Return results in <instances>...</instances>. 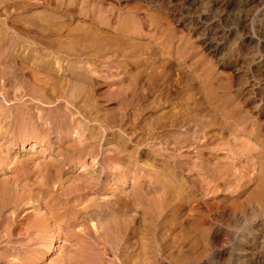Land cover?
<instances>
[{
    "label": "rangeland",
    "instance_id": "obj_1",
    "mask_svg": "<svg viewBox=\"0 0 264 264\" xmlns=\"http://www.w3.org/2000/svg\"><path fill=\"white\" fill-rule=\"evenodd\" d=\"M0 49V264H264V0H0Z\"/></svg>",
    "mask_w": 264,
    "mask_h": 264
},
{
    "label": "bare ground",
    "instance_id": "obj_2",
    "mask_svg": "<svg viewBox=\"0 0 264 264\" xmlns=\"http://www.w3.org/2000/svg\"><path fill=\"white\" fill-rule=\"evenodd\" d=\"M5 23H6V22H5ZM32 23H33V22H32ZM32 23H29V25H33ZM33 26H35V24H34ZM38 26L40 27V25L37 24V27H38ZM55 30H56V29H55ZM55 30H54V31H55ZM52 32H53V31H52ZM55 32H56V31H55ZM73 35H75V34H73ZM77 35H79V34H77ZM83 35H84V34H83ZM83 35H82V36H83ZM53 36H54V35H53ZM80 36H81V35H80ZM85 36H87V35H85ZM85 36H84V37H85ZM15 37H16V36H15ZM76 37H77V36H75V38H76ZM2 38H3V37H2ZM4 38H5V37H4ZM4 38H3V39H4ZM78 38H79V37H78ZM81 39H82V37H81ZM85 39H88V38H85ZM58 40H59V39H58ZM63 40H64V39H63ZM82 40H83V39H82ZM1 41H2V40H1ZM52 41H53V40H52ZM56 41H57V40H56ZM64 41H65V40H64ZM83 41H86V40H83ZM4 42H5V41H4ZM33 46H34V45H33ZM60 46H61V45H60ZM28 47H29V46H28ZM35 47H36V46H35ZM120 47H121V46H120ZM0 50H1V49H0ZM9 50H10V49H9ZM34 50H35V49H34ZM34 50H33V51H34ZM14 52H15V51H14ZM18 52H19V51H18ZM27 53H28V52H27ZM31 53H32V52H31ZM31 53H30V54H31ZM30 54H29V55H30ZM8 55H9V54H8ZM22 55H23V54H22ZM18 56H19V55H18ZM11 57H12V55H11ZM11 57H10V58H11ZM17 58H18V57H17ZM20 58H21V59H20V60H21L20 62H21V63H24V61H23L24 59H22V57H20ZM27 58H28V57H27ZM2 59H3V58H2ZM15 59H16V58H15ZM18 59H19V58H18ZM49 59H50V58H49ZM9 60H11V59H9ZM13 60H14V59H13ZM16 60H17V59H16ZM16 60H15V61H16ZM26 60H27V59H26ZM26 60H25V61H26ZM31 60H32V59H31ZM31 60H29L30 63L32 62ZM33 60H34V59H33ZM4 61H5V60H4ZM2 62H3V61H2ZM7 62H8V60H7ZM9 62H12V61H9ZM3 63H4V62H3ZM17 63H18V62H17ZM17 63H16V64H17ZM35 63H36V62H35ZM38 63H39V62H38ZM48 63H49V62H48ZM16 64H15V65H16ZM36 64H37V63H36ZM8 65H10V64H8ZM17 65H18V64H17ZM19 65H20V64H19ZM31 65H32V64H31ZM136 65H137V64H136ZM21 66H24V65L21 64ZM32 66H33V65H32ZM76 66H77V65H76ZM24 67H26V63H25V66H24ZM33 67H34V66H33ZM41 67H43V66H41ZM47 67H48V66H47ZM53 67H54V65H53ZM19 68H20V67H19ZM44 68H45V64H44ZM57 68H58V67H57ZM16 69H17V68H16ZM37 69H38V68H36V69H35L36 71H34V72H38ZM8 70H9V69H8ZM18 70H20V69H18ZM23 70L25 71L24 68H23ZM28 70H29V68H28ZM39 70H40V69H39ZM14 71H15V70H14ZM53 71H54V70H53ZM71 71H72V70H71ZM11 72H12V71H11ZM15 72H16V71H15ZM39 72H41V70H40ZM39 72H38V73H39ZM82 72H83V71H82ZM5 73H6V72H5ZM18 73H19V72H18ZM18 73H17V74H18ZM38 73H36V74L38 75ZM42 73H43V72H42ZM51 73H52V72H51ZM138 73H139V72H138ZM36 74H35V76H36ZM1 75H2V74H1ZM1 75H0V77H1ZM12 75H13V72H12ZM42 75H43V74H42ZM54 75H55V73H54ZM56 75L59 76V74H56ZM78 75H79V74H78ZM144 75H145V74H144ZM76 76H77V75H76ZM140 76H141V75H140ZM3 77H4V74H3ZM17 77H18V76H17ZM56 77H57V76H56ZM56 77H55V78H56ZM1 78H2V77H1ZM9 78H10V77H9ZM25 78H26V77H25ZM25 78H24V79H25ZM36 78H39V77L37 76ZM44 78H45V77H44ZM59 78H60V77H57L56 80H58ZM73 78H74V77H73ZM148 78H149V77H148ZM32 79H33V78H32ZM34 79H35V78H34ZM41 79H42V78H41ZM50 79H52V78H50ZM62 79H63V78H62ZM71 79H72V78H71ZM74 79H75V78H74ZM74 79H73V81H75V80L77 81V79H75V80H74ZM129 79H130V78H129ZM12 80H14V79H12ZM60 80H61V79H60ZM4 81H5V80H4ZM4 81H3V82H4ZM25 81H27V80H25ZM25 81H24V82H25ZM45 81H46V80H45ZM8 82H9V81H8ZM27 82H28V81H27ZM36 82H37V81H36ZM38 82H39V81H38ZM52 82H53V81H52ZM56 82H57V81H56ZM61 82H62V81H61ZM67 82H68V81H67ZM111 82H112V81H111ZM116 82H117V81H116ZM28 83H30V82H28ZM28 83H26V86H27ZM31 83H32V81H31ZM31 83H30V84H31ZM41 83H42V81H41ZM41 83L39 84V88H44V89H45V88H46L45 86H47V83H46L45 86H44V84L41 85ZM54 83H55V81H54ZM69 83H70L69 87L71 86V83L74 84V82H71V81H69ZM75 83H76V82H75ZM78 83L80 84V83H82V82H78ZM114 83H115V82H114ZM121 83H122V82H121ZM123 83H124V82H123ZM30 84H28V85H30ZM32 84H33V83H32ZM32 84H31V85H32ZM85 84H86V82H85ZM7 85H8V84H7ZM18 85H19V84H18ZM33 85H34V84H33ZM33 85H32V86H33ZM49 85H52V84H49ZM53 85H55V84H53ZM74 85H75V84H74ZM74 85H73V86H74ZM76 85H77V84H76ZM83 85H84V84H83ZM83 85H81V86H83ZM136 85H137V83L135 84V86H136ZM9 86H11V85H9ZM19 86H20V85H19ZM24 86H25V84H24ZM56 86H57V85H56ZM65 86H66V85H65ZM65 86H64V87H65ZM73 86H72V87H73ZM77 86H78V85H77ZM132 86H133V85H132ZM27 87H28V86H27ZM37 87H38V86H37ZM47 87H48V86H47ZM127 87H128V86H127ZM25 88H26V87H25ZM30 88H31V87H30ZM77 88H78V87H77ZM77 88L75 87V89H77ZM82 88H85V86L82 87ZM18 89H21V88L18 87ZM23 89H24V88H23ZM36 89H38V88H36ZM36 89H35V91H36ZM44 89H43V90H44ZM49 89H51L50 86H49ZM57 89H58V88H57ZM73 89H74V87H73ZM75 89H74V91H75ZM127 89H128V88H127ZM132 89H133V88H132ZM8 90H9V89H8ZM32 90H33V89H32ZM52 90H53V89H52ZM54 90H55V89H54ZM87 90H88V89H87ZM30 91H31V90H30ZM50 91H51V90H49L48 92H50ZM62 91H63V90H61L60 92H62ZM67 91H69V90H67ZM70 91H71V90H70ZM70 91H69V93H70ZM79 91H80V87H79ZM79 91H78V92H79ZM82 91H86V90H82ZM82 91H81V92H82ZM22 92H23V91H22ZM36 92H37V91H36ZM36 92H34V93H36ZM38 92H39V90H38ZM57 92H58V91H57ZM57 92H56V93H57ZM60 92H59V93H60ZM72 92H73V91H72ZM78 92H77V93H78ZM126 92H127V91H126ZM64 93H65V95L68 94V92H67V93L64 92ZM73 93H75V92H73ZM77 93H76V94H77ZM82 93H83V92H82ZM86 93H87V91H86ZM124 93H125V92H124ZM147 93H148V92H147ZM25 94H26V93H25ZM29 94L31 95V93H29ZM32 94H33V93H32ZM39 94H40V93H39ZM50 94H51V93H50ZM50 94H49V95H50ZM60 94H61V93H60ZM70 94H72V93H70ZM84 94H85V92L83 93V96H85ZM132 94H133V93H132ZM33 95H34V94H33ZM37 95H38V93L36 94V96H37ZM53 95H54V94H53ZM58 95H59V94H58ZM68 95H69V94H68ZM68 95H66V96H68ZM72 95H73V94H72ZM79 95H80V94H79ZM164 95H165V94H164ZM34 96H35V95H34ZM38 96H40V95H38ZM41 96H42V100H43V98H44L43 94H41ZM46 96H47V95H46ZM46 96H45V97H46ZM69 96L71 97V95H69ZM73 96L76 97L75 95H73ZM81 96H82V95H81ZM79 98H80V97H79ZM79 98H78V96H77L76 99L78 100ZM123 98H124V97H123ZM49 99H50V98H49ZM57 99H58V98H57ZM83 99H84V98H83ZM44 100H45V99H44ZM72 100H73V99H72ZM74 100H75V99H74ZM74 100H73V101H74ZM117 100H118V99H117ZM15 102H16V101H15ZM71 102H72V101H71ZM74 102H75V101H74ZM53 103H54V102H53ZM72 103H73V102H72ZM69 104H70V103H69ZM76 104H77V103H76ZM76 104H75V105H76ZM47 105H48V104H47ZM52 105H53V104H52ZM62 105H63V104H62ZM77 105H78V104H77ZM28 106H29V105H28ZM59 106H61V105H59ZM73 106H74V105H73ZM119 106H120V105H119ZM32 107H33V105H32ZM54 107H56V106H54ZM87 107H88V106H87ZM22 108H23V107H22ZM70 108H71V107H70ZM41 109H42V108H41ZM41 109H40V110H41ZM30 110H31V108H30ZM54 110H56V109H54ZM35 111H37L36 108H35ZM37 113H38V112H37ZM29 114H30V113H29ZM32 114H33V113H32ZM52 114H53V113H52ZM54 114H55V113H54ZM54 114H53V116H54ZM17 115H18V114H17ZM92 115H93V114H92ZM1 117H2V116H1ZM17 117H18V116H17ZM30 117H31V116H30ZM58 117H59V116H58ZM102 117H103V116H102ZM40 118H41V117H40ZM60 118H61V115H60ZM93 118H94V116H93ZM37 119H38V118H37ZM41 119H42V118H41ZM52 119H53V117H52ZM56 120H57V119H56ZM63 120H64V119H63ZM99 120H100V118H99ZM40 122H41V121H40ZM53 122H54V120H53ZM71 122H72V121H71ZM76 122H77V121H76ZM57 123H58V122H57ZM58 124H60V123H58ZM58 124H57V125H58ZM72 124H73V123H72ZM44 125H45V124H44ZM55 125H56V124H55ZM50 126H51V125H50ZM34 127H35V126H34ZM45 127H46V126H45ZM72 127H73V126H72ZM53 128H54V127H53ZM26 129H27V128H26ZM56 129H57V126H56ZM56 129H55V130H56ZM18 130H19V129H18ZM48 130H49V129H48ZM50 130H51V129H50ZM24 131H25V130H24ZM27 131H28V130H27ZM40 131H42V130H40ZM74 131H75V130H74ZM99 131H100V130H99ZM29 132H30V131H29ZM31 132H32V131H31ZM43 132H44V131H43ZM69 132H70V131H69ZM15 133H16V132H15ZM25 133H26V132H25ZM25 133L23 132L24 135H26ZM34 133H35V131H34ZM53 133H54V132H53ZM21 134H22V133H21ZM39 134H40V133H39ZM41 134H42V133H41ZM18 135H19V134H18ZM32 135H33V134H32ZM20 136H21V135H20ZM66 136H67V135H66ZM18 137H19V136H18ZM18 137H17V138H18ZM24 137H25V136H23V138H24ZM31 137H32V136H31ZM37 137H38V136H37ZM27 138H28V137H27ZM25 139H26V138H25ZM13 141H14V139H13ZM62 141H63V139H62ZM71 141H72V140H71ZM53 142H54V141H53ZM63 142H64V141H63ZM67 142H68V141H67ZM72 142H73V141H72ZM68 143H70V142H68ZM73 143L76 144V142H73ZM95 143H96V142H95ZM106 143H107V142H106ZM106 143H105V144H106ZM49 144L51 145V143H49ZM55 145H56V144H55ZM60 145H61V144H60ZM66 145H68V144H66ZM72 145H73V144H72ZM78 145H79V144H78ZM91 145H92V144H91ZM53 146H54V144H53ZM63 146H64V145H63ZM116 146H117V145H116ZM55 147H57V146H55ZM76 147H77V146H76ZM86 147H87V146H86ZM91 147H93V146H91ZM24 148H25V147H24ZM67 148H68V146H67ZM78 148H79V146H78ZM8 149H9V148H8ZM52 149H53V148H52ZM61 149H62V148H61ZM68 149H69V148H68ZM75 149H76V148H75ZM81 149H82V148H81ZM117 149L119 150V148H117ZM53 150L56 151L55 148H54ZM62 150H63V149H62ZM96 150H97V149H96ZM51 151H52V150H51ZM51 151H50V152H51ZM54 151H53V153H54ZM65 151H67V150L65 149ZM65 151H63V152H65ZM68 151H69V150H68ZM80 151H81V150H80ZM80 151H79V152H80ZM85 151H86V150L84 149V152H85ZM48 152H49V151H48ZM69 152H70V151H69ZM82 152H83V150H82ZM61 153H62V151H61ZM61 153H60V152H59V153H58V152H57V153L55 152V154L58 155V159H59V160L56 162L55 165H53V166H56L57 168H59L60 171H61V170H64V169H65V164L68 163V162H67L66 160H64L63 158H59V156L61 157ZM85 153H86V152H85ZM51 154H52V153H51ZM55 154H53V155H55ZM64 154H65V153H64ZM74 154H75V153H74ZM82 154H83V153H82ZM88 154H89V153H88ZM83 155H84V154H83ZM85 155H86V154H85ZM71 156H72V155H71ZM77 156L80 157V154L78 153ZM88 156H89V155H88ZM62 157H64V156H62ZM66 157H67V156H66ZM106 157H107V156H106ZM64 158H65V157H64ZM72 158H74V157L72 156ZM76 158H77V157H76ZM85 158H86V157H85ZM66 159H67V158H66ZM68 159H69V156H68ZM77 159H78V158H77ZM82 159H83V158H82ZM24 160H25V159H24ZM29 160H30V159H29ZM52 160H53V159H52ZM84 160H85V159H84ZM55 161H56V160H55ZM23 162H24V161H23ZM70 162H71V161H70ZM70 162H69V164H70ZM72 162H73V161H72ZM79 162H80V161H79ZM86 162H87V161H86ZM36 163H37V162H36ZM53 163H55V162H53ZM53 163H52V164H53ZM75 164H76V163H75ZM37 165H38V164H37ZM49 165H50V163H49ZM78 165H79V164H78ZM86 165H87V164H86ZM53 166H52V167H53ZM67 166H68V164H67ZM67 166H66V167H67ZM80 166H81V165H80ZM56 167H55V168H56ZM68 167H69V166H68ZM70 167H71V166H70ZM77 167H79V166H77ZM77 167H76V168H77ZM26 168H27V167H26ZM57 168H56V169H57ZM79 168H80V167H79ZM83 168H84V166H83ZM49 169L51 170V168H49ZM49 169H48V171H49V173H50V170H49ZM53 169H54V168H53ZM53 169H52V170H53ZM73 169H74V168H73ZM73 169H72V170H73ZM84 169H85V168H84ZM68 170H69V169H68ZM68 170H67V172L70 171V170H69V171H68ZM87 170H88V168H87ZM90 170H91V169H90ZM90 170H89V171H90ZM55 171H57V170H55ZM58 171H59V170H58ZM58 171H57V172H58ZM61 172H62V171H61ZM71 172H73V171H71ZM49 173H48V175H49ZM58 173H59V172H58ZM58 173H57V174H58ZM63 173H64V172H63ZM84 173H85V172H84ZM92 173L94 174V172H92ZM41 174H42V173H41ZM51 174H52V173H51ZM53 174H54V173H53ZM53 174H52V175H53ZM60 174H62V173H60ZM16 175H17V174H16ZM64 175H65V174H64ZM76 175H77V174H76ZM53 176H54V175H53ZM56 176H57V175H56ZM135 176H136V175H135ZM50 177H51V176H50ZM67 177H68V176H67ZM82 177H83V176H81V178H82ZM136 177H137V176H136ZM52 178H53V177H52ZM76 178H77V177H76ZM82 179H83V178H82ZM88 179H89V178H88ZM157 179H159V178H157ZM164 179H167V178H163V181H164ZM169 179H170V177H168V180H169ZM41 180H42V178H41ZM51 180H52V179H51ZM51 180H50V181H51ZM61 180H62V179H61ZM137 180H138V177H137ZM140 180H141V179H140ZM154 180H155V179H154ZM168 180H167V181H168ZM53 181H54V180H53ZM80 181H81V179H80ZM155 181H157V180H155ZM170 181L172 182L171 179H170ZM33 182H34V181H33ZM41 182H42V181H41ZM57 182H58V181H57ZM171 182H170V183H171ZM36 183H37V182H36ZM54 183H55V181L53 182V185H54ZM162 183H163V182H162ZM172 183H173V182H172ZM4 184H5V183H4ZM8 184H9V182H7V185H5V186L0 184V215H1L3 212L6 213V211H7L6 208H8V207L10 208V206H14V207L16 208V210H19L20 205H21V201H17V200H18V199L16 198L17 195H14V192L12 191V187H10V185H12V184H10V185H8ZM57 184H58V183H57ZM155 184H156V183H155ZM157 184H159V183L157 182ZM163 184H164V183H163ZM163 184H162V186H163ZM168 184H169V183H168ZM184 184H185V183H184ZM49 185H51V184L49 183ZM53 185H52V186H53ZM58 185H59V184H58ZM58 185H57V187H58ZM135 185H136V184H135ZM92 186H93V185H92ZM138 186H139V185H138ZM177 186H178V185H177ZM50 187H51V186H50ZM82 187H83V186H82ZM85 187H86V186H85ZM93 187H94V186H93ZM171 187H172V184H171ZM75 188H76V187H75ZM166 188H167V187H166ZM172 188H173V187H172ZM178 188H179V187H178ZM178 188H177V189H178ZM44 189H45V188H44ZM66 189H67V188H66ZM81 189H82V188H81ZM85 189H86V188H85ZM141 189H142V188H141ZM170 189H171V188H170ZM16 190H17V187H16ZM23 190H24V189H23ZM30 190H31V189H30ZM69 190H70V189H69ZM151 190H152V189H151ZM166 190H169V189H166ZM175 190H176V189H175ZM70 191H71V190H70ZM177 191H178V193L181 192V191H179V190H177ZM63 192H64V191H63ZM66 192H67V191H66ZM161 192H162V191H161ZM169 192H171V191L169 190ZM175 192H176V191H175ZM56 193H57V192H56ZM165 193H166V192H165ZM123 194H124V193H123ZM135 194H136V192H135ZM137 194H138V193H137ZM166 194H167V193H166ZM169 194H170V193H169ZM173 194H174V192H173ZM176 194H177V193H176ZM176 194H174V195H176ZM82 195H83V194H82ZM161 195H162V194H161ZM161 195H160V196H161ZM174 195H173V196H174ZM179 195H180V194H179ZM22 196H23V195H22ZM42 197H43V196H42ZM134 197H135V196L133 195V198H134ZM138 197H139V196H137V198H138ZM154 197H155V196H154ZM169 197H170V196H169ZM176 197H177V196H176ZM67 198H68V197H67ZM99 198H100V197H99ZM135 198H136V197H135ZM163 198H164V197H163ZM172 198L174 199V197H171L170 199L173 200ZM120 199H121V197H120ZM116 200H117V199H116ZM135 200L137 201V199H135ZM150 200H151V199H150ZM150 200H149V201H150ZM166 200H168V199H166ZM123 201H124V200H123ZM146 201H147V200H146ZM114 202H115V201H114ZM117 202H118V200H117ZM119 202H121V200H120ZM137 202H138V201H137ZM151 202H152V201H151ZM158 202H159V201H158ZM158 202H157V204H158ZM163 202H164V201H163ZM165 202H166V201H165ZM176 202H177V201H176ZM14 203H15V205H14ZM35 203H37V202H35ZM89 203H90V202H89ZM97 203H98V202H97ZM126 203H127V202H126ZM140 203H141V202H140ZM11 204H12V205H11ZM122 204H123V202H122ZM122 204L120 203V205H122ZM127 204H128V203H127ZM155 204H156V203H155ZM166 204H167V202H166ZM173 204H175V203L173 202ZM178 204H179V203H177V205H178ZM152 205H154V204H152ZM177 205H176V207H177ZM59 206H61V205H59ZM59 206H58V208H59ZM63 206H64V205H63ZM123 206H124V205H123ZM125 206H126V205H125ZM125 206H124V208H125ZM127 206H128V205H127ZM155 206H156V205H155ZM158 206H159V205H158ZM168 206H169V205H168ZM153 207H154V206H153ZM156 207H157V206H156ZM156 207H155V208H156ZM159 207H160V206H159ZM172 207H174V205H173ZM124 208H123L122 210H124ZM157 208H158V207H157ZM160 208H161V207H160ZM10 209H11V208H10ZM55 209L57 210V207H56ZM60 209H62V208L60 207ZM60 209H59V210H60ZM133 209L138 210V209H137V203H135V204L133 203L132 205H130L129 207H127V209L125 208V211H124V212H123V211L121 210V208H120L122 214H126L129 210H133ZM158 209H159V208H158ZM168 209H169V207H168ZM172 209H173V208H172ZM5 210H6V211H5ZM39 210H40V209H39ZM59 210L56 211L57 214H58V212L60 213ZM91 210H92V209H91ZM101 210H102V209H101ZM161 210H162V209H161ZM174 210H176V209H174ZM115 211H116V210H115ZM139 211H140V210H139ZM164 211H165V209H164ZM167 211H168V210H167ZM7 212H8V211H7ZM56 212H55V213H56ZM161 213H162V212H159V214H161ZM115 215H116V214H115ZM117 215L121 217V214L117 213ZM18 216H19V215H18ZM55 216H56V215H55ZM61 216H62V215H61ZM125 216H126V215H125ZM132 216H133V220H135L136 217H137L136 215H132ZM151 216H152V215H151ZM2 217H3V215H2ZM4 217H5V216H4ZM160 217H161V216H160ZM12 218H13V217H11L10 219H12ZM45 218H47V217H45ZM13 219H14V218H13ZM122 219H123V218H122ZM97 220H98V219H97ZM104 220H105V219H104ZM13 221H14V220H13ZM40 221H41V220H40ZM160 221H161V220H160ZM41 222H42V221H41ZM41 222L37 223V227L41 226L43 229H45V226H46L47 224H46V225L43 224V223L40 224ZM129 223H130V222H129ZM93 225H94V224H93ZM115 226H116V225H115ZM108 228H109V227H108ZM94 229H95V228H94ZM102 229H103V228H102ZM87 230H88V229H87ZM89 231H90V230H89ZM120 231H121V230H120ZM42 232H43V231H42ZM98 232H99V231H98ZM101 233H103V232H101ZM117 233H118V232H117ZM134 233H135V232H134ZM111 234H112V233H111ZM46 235H48V234H46ZM88 235H89V234H88ZM103 235H104V234H103ZM106 235H107V234H106ZM116 237H117V236H116ZM45 239H46V238H45ZM121 239H122V238H121ZM121 247H122V246H121ZM83 252H84V251H83ZM88 254H89V253H88ZM92 256H93V255H92ZM82 258H83V257H82ZM87 261H88V260H87ZM88 262H89V261H88Z\"/></svg>",
    "mask_w": 264,
    "mask_h": 264
}]
</instances>
